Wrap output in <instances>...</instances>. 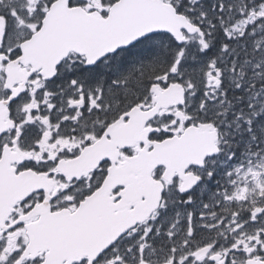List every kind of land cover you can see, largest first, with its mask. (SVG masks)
<instances>
[{
    "label": "snow or ice",
    "instance_id": "6c2138e0",
    "mask_svg": "<svg viewBox=\"0 0 264 264\" xmlns=\"http://www.w3.org/2000/svg\"><path fill=\"white\" fill-rule=\"evenodd\" d=\"M0 264H264V0H0Z\"/></svg>",
    "mask_w": 264,
    "mask_h": 264
}]
</instances>
